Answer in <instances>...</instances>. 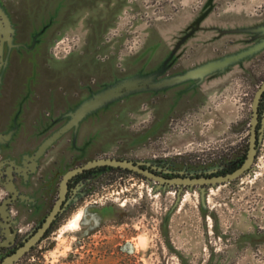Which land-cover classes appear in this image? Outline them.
I'll return each instance as SVG.
<instances>
[{
	"label": "rangeland",
	"instance_id": "1",
	"mask_svg": "<svg viewBox=\"0 0 264 264\" xmlns=\"http://www.w3.org/2000/svg\"><path fill=\"white\" fill-rule=\"evenodd\" d=\"M84 3L79 9L73 3L70 25L55 29L43 54L57 65L69 56L81 68L95 56L98 65L81 78L92 89L94 77L99 88L88 98V88L79 93L76 100L84 98L87 106L79 116L70 113L55 135L80 126L61 138L56 151L77 134V146L87 141L91 147L68 154L73 163L110 156L189 173L228 162L232 148L245 146L252 96L264 79V24L257 21L264 17V0ZM100 13L107 20L97 47L89 32ZM196 32L212 34L207 40L224 51L208 68L218 78L210 80L196 65L201 40L188 38ZM242 35L251 38L230 44ZM162 80L169 82L149 85ZM195 87L202 101L193 107ZM162 106L169 112L160 127ZM32 224L22 219L19 237ZM13 264H264V133L249 172L228 182L165 187L128 172L94 176L52 231Z\"/></svg>",
	"mask_w": 264,
	"mask_h": 264
},
{
	"label": "flooded vegetation",
	"instance_id": "2",
	"mask_svg": "<svg viewBox=\"0 0 264 264\" xmlns=\"http://www.w3.org/2000/svg\"><path fill=\"white\" fill-rule=\"evenodd\" d=\"M263 19L264 17L261 16L257 21L260 22L261 20L262 22ZM49 28L51 29L52 25L49 24ZM21 32L22 31L18 30V34ZM196 34L197 33H194L193 35H190L188 38L192 39L191 37L195 36ZM11 36H12V32H11ZM40 36H45V38L49 40V42L47 46L44 48L34 47L33 50H35L36 53L32 57L39 59V60H43L45 51L49 47L53 37L51 36L48 38L45 33H42L38 35L37 37L40 39ZM205 38L207 40V37ZM205 38L203 37L202 41H200V44L199 43L197 44L200 46L201 45L203 46ZM250 38L251 37H246L242 35L240 39H238L237 41L236 40L231 41L230 44L235 45L236 43H240V42L244 43L245 40H249ZM212 42L214 41L207 40V42H205L204 45L205 46L210 45V43ZM216 46L217 45H215L211 49V51L213 50L215 52V54L212 56L213 59L219 57V55H216V53L219 54L221 52L217 50ZM5 49H6L5 46H3V50ZM3 50L0 55V74H1V83H0V264L4 262L7 256H9L10 254L14 252L16 253L17 250L24 244V242L31 235L35 234L37 230L42 226L45 218L48 217V215L54 208L56 202L59 199H61L60 182L63 179L64 174L69 169L78 167L86 163L89 160L98 159V158L89 157V158L73 163L75 158L73 157V155L69 157L68 154L70 153L75 154L78 152H83L87 147H91V143L87 144V141L82 144V145H85V147L77 146L76 145L78 141L77 134L75 136V139L71 137L69 138L67 144L63 143L64 145H66L65 149L56 151L58 149L57 145L61 143L60 142L61 138L67 132L74 130L73 126L68 128L67 131L64 132L58 139L56 140L54 139L51 143H49L40 154H37L36 148L39 147L38 145L39 143L42 142L43 138L39 140L32 136H22L19 134H13L11 137L8 138L5 135L6 131L9 129L8 128L9 124H11L13 121V118H11V114L13 116L14 111L10 113L9 108L13 107L17 103H19L20 105L23 104L24 101L26 100V95L29 94V92L24 93V91L32 87L30 84H28L31 82V80L27 79L25 74L28 71V69H31L34 63H29V62L21 63L17 61L13 62L12 54H10L9 56L10 59L5 65L3 61V57H4ZM221 53H224V51ZM260 53H258L257 55H259ZM257 55H254L253 57ZM18 57H19V61H22V58L24 56L22 57L19 54ZM65 59H68L67 62H69V56ZM51 60H54V58ZM51 60H47V59L46 61L43 60L44 63L46 64L45 66L46 69L47 67H49L48 61H51ZM70 70H72V68L68 69L67 71L70 72ZM164 73H168V72L165 71ZM211 76L212 75H210V77ZM214 77L218 78L219 75L213 76L212 78H210V80L215 79ZM263 81L264 79L261 81V83H259L256 91L260 88ZM36 82L39 84L38 80H36ZM27 85H29V87ZM104 85L105 84H103L102 86L100 85V88L103 87ZM197 89H198L197 87L192 89L191 96L189 95V101L191 103V106L193 105V107L194 105L202 101V99H200L202 97H200V93ZM165 91H168V90L165 89ZM256 91L255 93H253V96H252V103H251L252 112H250V123H249L248 132H247L248 134H247L246 144L243 148L240 147V143L238 144V147L232 148L231 155L230 156L228 155L229 156L228 162H225L223 160L222 162L220 161L218 165L214 163L213 165H216L214 166L215 168L210 169L208 171H202V170L198 171L197 170L195 172L183 173L181 171L180 172L179 171L169 172L168 170L167 171L156 170L153 167H149L146 163L138 162L136 160H132L129 158H118L117 157V159H128L129 161H132L133 163L139 165L140 167L147 168L154 174L164 176L167 179L175 178V177L196 178V177H204V176L209 177V176H215V175H220V176L226 175L229 172H232L237 167H240L246 158L247 149L249 148V136H250V130L252 127L251 120L253 118V113H255V118L257 119V122L255 124V130H254L255 136H256V139H255L256 149H255L254 160L256 157V150L259 149L261 136L264 133V89L257 98L256 109L254 110L253 109V99H254V95L256 94ZM162 95H165V94H162ZM77 97L75 96L70 97L71 99H69V102H71L74 98L76 99ZM37 99H39L38 96H35L34 94L33 100H37ZM74 102L77 103L78 101L76 100ZM8 117L10 119H8ZM59 123L60 122L57 121L55 124L57 125ZM240 124L241 123H239V125ZM12 127L13 126H11V128ZM239 127L240 129L242 128V126H239ZM72 132H70L71 134L67 133L68 136H71ZM53 150H55L56 152ZM65 152L67 153L65 154ZM50 154H52V156L49 158L48 156ZM107 157H110V156H107ZM99 158H102V157H99ZM110 158H116V157H110ZM241 158L243 159L240 165H238L237 167L233 168L232 170L228 172H224L223 174L217 173V174H212V175L205 174L206 172L208 173L213 172L219 168L225 169L227 167H230L236 164ZM254 160L252 164L254 163ZM252 164L241 176L249 172V170L252 167ZM101 166H106V165H100V166H96L92 168L90 167L87 169H83L82 171L78 172L77 174L69 178V180L67 181V190L65 192V196L63 199H61L60 209L57 211L55 217L51 219L49 226L44 232V235H42L40 239L30 247L29 250L23 253L20 256V258H22L30 250H32L34 246H36L46 235H48L52 231V229L55 227L60 217H62L63 214L67 211V209H69L71 201H73V199L76 198V193L80 190L82 186L85 185L87 181H89L90 179H93L95 174L87 173V170L89 169L92 170V169H95ZM122 169H128V168H122ZM128 171L136 175L137 174L140 175L141 177L146 179V181L155 182L159 186H165V187L166 186L187 187V186H194V185L206 187L207 185L217 184V183H207V184L196 183V184H191V185H184L183 183H168L165 181H160L154 178L147 177L146 175L141 174V173L133 172L131 170H128ZM106 172H102L98 174H103ZM241 176H238V177H241ZM57 177H59L60 180H58V182L56 183ZM22 219L24 220L30 219L33 224L31 225L30 230H28L25 235H23L22 237H19L21 228L18 227V224L22 221ZM14 262L16 263L17 260L16 261L13 260L12 263H8V264H13Z\"/></svg>",
	"mask_w": 264,
	"mask_h": 264
},
{
	"label": "crops",
	"instance_id": "3",
	"mask_svg": "<svg viewBox=\"0 0 264 264\" xmlns=\"http://www.w3.org/2000/svg\"><path fill=\"white\" fill-rule=\"evenodd\" d=\"M85 1L86 0H0V11L3 12V14L8 18L11 26L13 27V32L10 40L4 42L3 44V46H5L6 48L5 50H3L4 64L6 65L9 61L10 54H12L13 62L17 61L21 63H34L31 69H28L25 74L26 78L31 80V82L28 84L32 86L31 88L24 91V93L29 92V94L26 95V100L21 105L17 103L13 107L9 108L10 113H12L13 111L14 112L13 116L11 114V118H13V121L11 124H9V129L5 134L8 138L13 134L32 136L39 140L43 138L42 142L38 145L40 147L42 143H45L50 137L59 132L63 128V126L67 124V121L69 119L67 117H69L68 115L70 113L77 112L78 109L86 103V100H84V98H81L77 103L74 102L76 101L75 98L71 102H69L68 100L71 99L70 97H72V95L68 93L74 90L73 92L75 93H73V96L77 97L79 93L83 95V93L86 92L85 89L88 88L89 94L86 97L88 98L93 94V92L95 91L94 89L99 88L100 82L99 80L96 81L94 77V82L91 84L92 89L87 84L85 78H81L87 74V71H91L90 68H88L89 66L97 65L95 56H92V59L88 60V65L82 64L86 67L81 68L80 66H78L76 64V60L75 62L69 61L66 64L65 62H58L59 66L54 63V60H51L48 63L49 67H47V69L45 68V63L43 60L32 57L36 53V51L33 50L34 47L44 48L49 42V40H47L45 36H40V39L37 36L45 33L49 38L55 35L56 30L60 33L64 28L63 26H69L71 23L68 18L72 15L71 9L73 3H75L76 5L75 8L79 9L86 6V4L84 3ZM103 16V13L93 16L95 22L93 23V30L91 28V31L89 32L90 37H92V34L96 36V38L94 37V43L91 44L97 47H100L101 45L99 38L103 34L104 30L105 22L103 20H107V18H104ZM51 17H53V19ZM54 17L58 18L54 20ZM49 24L52 25L51 29L49 28ZM261 24H264V19L262 20ZM18 30L22 31L21 33H19L20 35L18 34ZM196 33L197 34L195 36L191 37L192 39L200 38V40L202 41L203 37H213L212 34L208 35L199 32ZM205 42H207L206 38L204 40V44ZM204 44L203 46L201 45L202 47L199 46L201 48L196 51V54L193 57L195 59H198V63H196V65H199V68L204 69L205 72H207H204L205 74H209V66L216 65V63L212 61V56H210V47L217 45L218 42L214 41L210 43V45L206 46ZM93 49L96 48L94 47ZM19 54L22 57L24 56L22 58V61H19ZM67 60L68 59H64V61ZM70 68H72V70L68 72L67 70ZM141 71L142 69L138 68L135 73L132 74L130 72L125 77L132 78V75L137 74ZM219 74V72H210L209 75L218 76ZM36 80L39 81V84L36 82ZM163 81L165 80H162V82ZM27 86L29 87V85ZM108 86L109 85H106L105 87L107 88ZM34 94L35 96H38L39 99L33 100ZM164 102L165 101L163 100V103ZM66 107H68L67 110ZM161 108L162 110H164L157 117L159 123H156V125H159L160 127L165 123L166 111L169 112V109L165 110L166 108L164 106H162ZM8 119L10 118L8 117ZM57 121L60 123L56 125L55 123ZM11 126L13 127L11 128ZM77 126L79 125L73 126L74 131ZM63 133L64 132H62L61 135ZM61 135H59L58 138ZM39 147L36 148L37 151Z\"/></svg>",
	"mask_w": 264,
	"mask_h": 264
},
{
	"label": "water",
	"instance_id": "4",
	"mask_svg": "<svg viewBox=\"0 0 264 264\" xmlns=\"http://www.w3.org/2000/svg\"><path fill=\"white\" fill-rule=\"evenodd\" d=\"M11 32H13V30H12L10 21L3 14V12L0 11V55H1L2 50H3L4 42L9 41L11 38ZM129 82H131V80H129ZM167 82H169V81L165 80L163 82L161 81L158 83L149 82V85H150V87L154 86V88H155V87H158L161 84H164ZM263 89H264V81L262 82L260 88L256 91V94L254 95V99H253V109L254 110L256 109L257 98L262 93ZM87 103L88 102L83 104V106L78 109V112H76L77 113L76 116H79V114L81 115L83 113L84 107L87 106L86 105ZM256 122H257V119L255 118V113H253V118L251 120L252 127L250 130V136H249V148L247 149L246 158L240 167H237L232 172H229L226 175H222V176L215 175V176H209V177L204 176V177H196V178L175 177V178L167 179L164 176L154 174L153 172H151L147 168L140 167L139 165L133 163L132 161H129L128 159H117V158H110V157H102V158H98V159H94V160H89L86 163H84L78 167L69 169L64 174L63 179L60 182V197H61V199H63L65 196V192L67 190V181L69 180V178H71L72 176H74L78 172L82 171L83 169H87L90 167L92 168V167H96V166H100V165H110V167L128 168V170H131L133 172L141 173V174L146 175L147 177L154 178V179H157L160 181H165L168 183H183L184 185H191V184H196V183L207 184V183L228 182L231 179H234L238 176H241L251 166V164L254 160L255 149H256V147H255L256 136H255L254 130H255ZM59 135L56 136L54 134L45 143H42V145L39 147V149L37 151V154H40L44 150V148L49 143H51L54 138H57ZM61 199H59L56 202L54 208L52 209V211L50 212L48 217L45 218L42 226L37 230V232L35 234L31 235L24 242V244L17 250L16 253L14 252V253L10 254L9 256H7L2 264L12 263L13 260H15V261L18 260L23 253H25L27 250H29L30 247L33 244H35L40 239V237L42 235H44V232L46 231L47 227L49 226L51 219L55 217L57 211L60 209Z\"/></svg>",
	"mask_w": 264,
	"mask_h": 264
},
{
	"label": "trees",
	"instance_id": "5",
	"mask_svg": "<svg viewBox=\"0 0 264 264\" xmlns=\"http://www.w3.org/2000/svg\"><path fill=\"white\" fill-rule=\"evenodd\" d=\"M242 159L243 158H241L236 164H234V165H232V166H230V167H227V168H225V169H216L215 171H213V172H206L205 174L206 175H212V174H217V173H220V174H223L224 172H228V171H230V170H232L233 168H235V167H237L238 165H240V163H241V161H242ZM106 171H120V172H128V173H130V174H134V173H132V172H130V171H128V169H122V168H119V167H110V166H108V165H106V166H101V167H97V168H95V169H89V170H87V173H93V174H95V176L98 174V173H102V172H106ZM138 175V174H137Z\"/></svg>",
	"mask_w": 264,
	"mask_h": 264
}]
</instances>
